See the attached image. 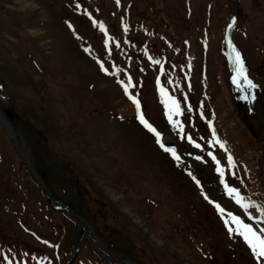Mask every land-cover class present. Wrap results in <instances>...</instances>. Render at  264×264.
<instances>
[{"label": "rangeland", "instance_id": "obj_1", "mask_svg": "<svg viewBox=\"0 0 264 264\" xmlns=\"http://www.w3.org/2000/svg\"><path fill=\"white\" fill-rule=\"evenodd\" d=\"M228 40L255 89L233 83ZM0 107L52 196L120 255L51 205L0 125V264H65L76 245L70 264H264L204 199L253 223L212 152L248 213L264 209V0H0Z\"/></svg>", "mask_w": 264, "mask_h": 264}, {"label": "snow or ice", "instance_id": "obj_2", "mask_svg": "<svg viewBox=\"0 0 264 264\" xmlns=\"http://www.w3.org/2000/svg\"><path fill=\"white\" fill-rule=\"evenodd\" d=\"M117 3H119V0H117ZM79 7V5H77ZM236 23V19L233 18L232 22L228 25L229 29L233 27V25ZM93 24H96V21H93ZM71 27V25H69ZM99 28L102 32L106 33V29L102 23L99 24ZM125 31H127V26H125ZM107 44V41H105ZM228 46L231 49V52L229 53V58L231 62L234 65V72L235 75L232 77L233 83H237L238 79L240 77L243 78L244 83L247 85L248 89H255L257 86L252 82L251 79L247 76V69L245 68L244 61L241 57V53L235 48V46L232 44L231 40H228ZM116 47H119V43L117 42ZM85 51H88V49H85ZM110 54V53H109ZM151 59V57H149ZM153 63L159 64L160 61L154 60ZM101 69L105 72H107V69L104 68L103 63L101 62ZM119 71V69H117ZM129 83L125 84L124 81H120V83L124 87V92L129 96V99L132 100V102L135 104L137 113H138V120L139 122L151 133H153L156 136V143L160 145V147L167 153H170L171 156L179 161L180 156L177 155L176 149L171 147H165L164 143L161 142L160 133L148 122L147 119H145V116L143 112L140 111V101L136 98V96H133L129 94V87L131 86V77L128 78ZM159 82V81H158ZM166 90L161 89V92L164 93ZM172 101V108L169 110L168 113V120L173 125V127H180L181 133H183V127L180 125L179 121H174L172 119L173 115H180V107L179 103L174 99L169 97ZM243 99H248L247 96L243 97ZM251 99L254 100L255 96H251ZM166 107L168 105L166 104ZM213 136H215V131L213 130ZM189 142L193 143L194 147L200 148L201 145L198 143H195L193 141L192 137L189 136L187 138ZM215 144H219L221 148H224V144L219 141V139H215L213 141ZM226 151V149H225ZM208 156L212 158V160L216 161V172L220 174V183L224 186V190L227 193V195L235 200V203L239 205L241 208H243L246 212L249 208L253 207L254 204L252 202H245V197H243L240 194V191L236 187L230 186L224 179V170L219 166L220 162L217 160V158L213 155L212 152L208 153ZM195 159L201 160L202 158L200 156H196ZM229 165L234 166L233 158L231 155H228L227 157ZM189 176L192 177V179L196 182L197 185H200V181L192 175L191 172L188 173ZM204 199L209 202V204H214L215 210L220 214L222 218L225 216L227 218L223 219V223L225 227L227 228L229 236H235L243 240V242L247 245L249 248L251 255L259 262L262 258H264V227H260L259 225L264 224V209L261 210V216L255 217L249 214L248 219L255 221L256 226H254L253 223H246L240 216L234 215L232 212H227L226 210L221 207L220 204L214 203V201L210 200L209 197L205 194ZM230 225H235V227H231ZM44 243H48L47 241H44ZM9 264H11V261H9Z\"/></svg>", "mask_w": 264, "mask_h": 264}, {"label": "water", "instance_id": "obj_3", "mask_svg": "<svg viewBox=\"0 0 264 264\" xmlns=\"http://www.w3.org/2000/svg\"><path fill=\"white\" fill-rule=\"evenodd\" d=\"M0 125L3 127V129L5 130V132L7 133L10 141L13 143V145L17 148V150L21 153V155L23 156V158H25L27 165L29 166L30 170L32 171L35 180L37 181V183L43 188V190L45 191L46 196L48 197V199L51 201V203L59 208H61L66 214L67 216H69L70 218H73L74 220H76L80 226H83V229L90 233V235L93 237L95 244H97V246L107 252H110L100 241L99 239H97L93 233L90 231V229L88 228L86 222L84 219H82L73 209H71L70 207H68L67 205H65L64 203L56 200L55 198H53L50 195V192L48 190V188L44 185V183L41 180L40 175L38 174L32 160L29 158V156L27 155V151L25 150L24 146L22 143L19 142V136L17 135L11 121L7 118L6 114L4 113L3 109L0 107ZM162 141H164V143L167 144H172V141L170 140V138L168 136H164V138L162 139ZM111 253V252H110ZM119 257L120 255L117 254Z\"/></svg>", "mask_w": 264, "mask_h": 264}]
</instances>
